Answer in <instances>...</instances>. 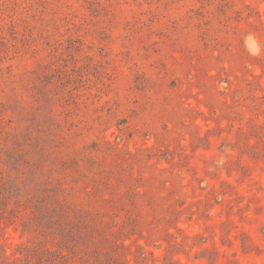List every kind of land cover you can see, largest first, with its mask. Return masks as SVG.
Instances as JSON below:
<instances>
[{"label":"rangeland","instance_id":"374dc122","mask_svg":"<svg viewBox=\"0 0 264 264\" xmlns=\"http://www.w3.org/2000/svg\"><path fill=\"white\" fill-rule=\"evenodd\" d=\"M1 263L264 264V0H0Z\"/></svg>","mask_w":264,"mask_h":264},{"label":"trees","instance_id":"16d2710c","mask_svg":"<svg viewBox=\"0 0 264 264\" xmlns=\"http://www.w3.org/2000/svg\"><path fill=\"white\" fill-rule=\"evenodd\" d=\"M50 252V254H51V251H49ZM37 254H41V253H39V252H37ZM1 256H3V255H1ZM2 264V263H1Z\"/></svg>","mask_w":264,"mask_h":264}]
</instances>
